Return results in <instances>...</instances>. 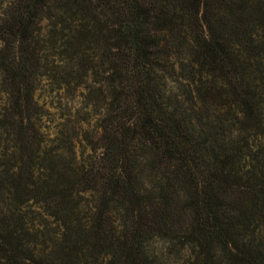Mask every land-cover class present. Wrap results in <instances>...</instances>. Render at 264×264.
<instances>
[{
    "label": "trees",
    "instance_id": "obj_1",
    "mask_svg": "<svg viewBox=\"0 0 264 264\" xmlns=\"http://www.w3.org/2000/svg\"><path fill=\"white\" fill-rule=\"evenodd\" d=\"M175 251L264 264V0H0V264Z\"/></svg>",
    "mask_w": 264,
    "mask_h": 264
},
{
    "label": "rangeland",
    "instance_id": "obj_2",
    "mask_svg": "<svg viewBox=\"0 0 264 264\" xmlns=\"http://www.w3.org/2000/svg\"><path fill=\"white\" fill-rule=\"evenodd\" d=\"M40 102L46 103L48 108V115L44 117L42 124L45 130L49 132L56 130L60 124H65L63 122H68L63 129L71 132L72 136L80 138V133L76 135L72 128L77 129L79 126L87 128V125L91 128L96 123L97 113L93 112L91 105L86 108L89 102L80 95L79 91L73 92L66 89L64 91H52L51 87H47L40 93ZM97 102L100 103L101 99L99 98ZM79 141L77 139V148L82 151ZM169 257L170 260L173 257L177 258L176 262L170 264H183L185 259L183 252L178 253L177 251Z\"/></svg>",
    "mask_w": 264,
    "mask_h": 264
}]
</instances>
